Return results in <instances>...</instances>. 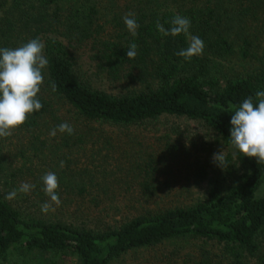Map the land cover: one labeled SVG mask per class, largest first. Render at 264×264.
I'll return each instance as SVG.
<instances>
[{
	"label": "trees",
	"instance_id": "1",
	"mask_svg": "<svg viewBox=\"0 0 264 264\" xmlns=\"http://www.w3.org/2000/svg\"><path fill=\"white\" fill-rule=\"evenodd\" d=\"M7 1L0 0V11L11 16L5 9ZM31 1L38 12L30 24L18 23L22 21L19 11V17H7L5 24L0 19V48L22 46L40 31L51 30L47 26L60 23L69 38H92V60L100 72L132 88L113 95L86 85L65 44L45 37L46 83L51 91V83L56 84L52 92L81 119L111 125H138L164 115L201 121L233 151L238 175L225 187L214 179L204 200L173 206L155 202L152 208L141 203V211L134 216L121 215L115 220L103 201L91 206L81 200L76 206L84 218L82 224L25 213L0 191V255L14 249L59 251L75 256L79 264H111L132 250L194 239L221 244L228 264H250V258L260 252L258 236L264 231V163L243 156L231 145L230 120L244 99L251 96L258 104L255 93L264 91V0H178L175 10L154 11L148 21L137 20L135 37L126 28L114 39L92 35L96 34V11L86 2L67 0L64 9V0ZM175 15L191 21L189 35L164 36L157 30V20L167 30ZM24 30L32 34L31 39L22 36ZM190 36H198L204 48L201 55L185 61L176 53L189 46ZM132 43L138 47L130 59L126 51ZM37 98L43 107L19 128L37 127L47 113L48 103L40 92ZM3 162L0 153V178ZM80 182L77 186L69 182L67 187L86 191ZM59 198L60 206L67 204V199ZM261 261L264 264V258ZM196 264L209 261L203 255Z\"/></svg>",
	"mask_w": 264,
	"mask_h": 264
},
{
	"label": "rangeland",
	"instance_id": "2",
	"mask_svg": "<svg viewBox=\"0 0 264 264\" xmlns=\"http://www.w3.org/2000/svg\"><path fill=\"white\" fill-rule=\"evenodd\" d=\"M80 1L92 5L96 11L93 24L96 34L92 35L110 39L125 33L123 16L128 12L135 13L136 21L142 19L145 22L154 11L175 10L178 7V0ZM17 4L20 6L17 7ZM66 4L67 0H64V9ZM32 5L31 0H8L5 9L11 16L0 11V19L5 24L7 17L11 20L19 17V11L22 15L18 20L22 21L18 23L21 26L26 22L30 24L29 19H35L38 12ZM47 27L51 30L40 31L36 38L42 42L45 37L61 40L73 55L76 73L83 83L113 95L132 89L125 82L110 80L96 67V62L92 60L95 52L92 38L79 40L78 35L69 38L60 23ZM24 35H28L25 30ZM28 36L32 38V34ZM261 41H264V36H261ZM46 80L44 75L40 93L48 103V110L38 126L32 129L17 128L11 136L0 138V153L4 159L1 193L18 189L22 182L35 185L29 193H18L12 199L25 213L82 224L84 218L79 217L81 214L77 212V203L83 200L92 206V202L103 201V205L110 207L109 213L114 214L112 218L115 220L121 215L134 216L143 205L150 208L155 207L156 203L161 206L190 205L204 200L214 179L225 187L238 175L233 151L201 121L169 115L138 125L84 121L64 99L51 91ZM64 122L73 126V135L59 131L54 137L49 135L53 128ZM221 151L225 155L224 167L213 161V154ZM61 161L65 164L63 168L60 167ZM48 172L55 173L59 184L57 193L69 202L59 207L53 204L55 211L43 213L41 205L49 198L42 190L41 177ZM80 181L84 182V192L79 193L78 187H67L69 182L76 185ZM258 242L260 252L250 258V264H263L264 231L259 234ZM203 255L209 264H228L221 244L194 239H176L154 247L132 250L111 264H196ZM0 264L79 262L75 256L59 251L14 249L0 255Z\"/></svg>",
	"mask_w": 264,
	"mask_h": 264
},
{
	"label": "clouds",
	"instance_id": "3",
	"mask_svg": "<svg viewBox=\"0 0 264 264\" xmlns=\"http://www.w3.org/2000/svg\"><path fill=\"white\" fill-rule=\"evenodd\" d=\"M123 22L133 37L137 35L139 27L134 12L123 16ZM170 29H165L159 20L156 21L157 30L164 36L189 35L191 21L187 17L175 15L170 21ZM45 45L39 39H31L17 48H0V138H6L13 131L26 123L29 115L39 111L43 105L37 98L44 82L43 70L48 60L43 55ZM137 44L129 45L126 56L130 59L137 55ZM204 43L198 36H190L189 46L176 53L185 61L193 56L201 55ZM52 91H56V84L51 83ZM255 97L258 104H254L253 97L244 99L231 116L230 143L243 156L255 158L257 163H264V91H257ZM74 134V128L67 122L53 128L49 135L54 137L57 132ZM213 161L224 167L225 155L221 151L213 154ZM65 166L64 161L60 167ZM43 191L49 200L41 205V211H55L53 204L59 207L61 200L57 194L58 179L55 173L48 172L41 177ZM35 185L22 182L18 189L7 193L5 199L12 200L18 193H29Z\"/></svg>",
	"mask_w": 264,
	"mask_h": 264
}]
</instances>
